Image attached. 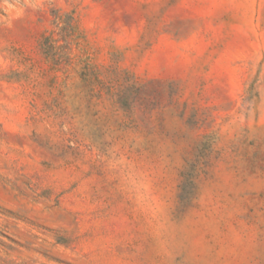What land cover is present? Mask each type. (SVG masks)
I'll return each instance as SVG.
<instances>
[{
  "label": "rangeland",
  "instance_id": "rangeland-1",
  "mask_svg": "<svg viewBox=\"0 0 264 264\" xmlns=\"http://www.w3.org/2000/svg\"><path fill=\"white\" fill-rule=\"evenodd\" d=\"M0 264H264V0H0Z\"/></svg>",
  "mask_w": 264,
  "mask_h": 264
}]
</instances>
